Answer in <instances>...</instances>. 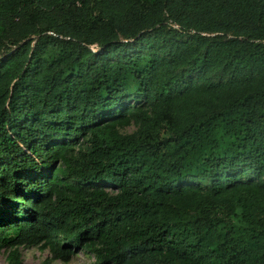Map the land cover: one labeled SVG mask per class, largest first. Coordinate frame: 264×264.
Returning a JSON list of instances; mask_svg holds the SVG:
<instances>
[{
  "label": "trees",
  "instance_id": "obj_1",
  "mask_svg": "<svg viewBox=\"0 0 264 264\" xmlns=\"http://www.w3.org/2000/svg\"><path fill=\"white\" fill-rule=\"evenodd\" d=\"M22 248L264 264V0H0L6 264Z\"/></svg>",
  "mask_w": 264,
  "mask_h": 264
},
{
  "label": "rangeland",
  "instance_id": "obj_2",
  "mask_svg": "<svg viewBox=\"0 0 264 264\" xmlns=\"http://www.w3.org/2000/svg\"><path fill=\"white\" fill-rule=\"evenodd\" d=\"M129 133L134 131V128L127 130ZM23 258L26 264H45L51 255L47 251H42L38 248H22ZM8 252L2 250L0 253V264L7 263ZM52 264H62L60 261H54ZM68 264H95V259L85 255L82 251H77L73 259Z\"/></svg>",
  "mask_w": 264,
  "mask_h": 264
},
{
  "label": "clouds",
  "instance_id": "obj_3",
  "mask_svg": "<svg viewBox=\"0 0 264 264\" xmlns=\"http://www.w3.org/2000/svg\"><path fill=\"white\" fill-rule=\"evenodd\" d=\"M26 263V262H25Z\"/></svg>",
  "mask_w": 264,
  "mask_h": 264
}]
</instances>
